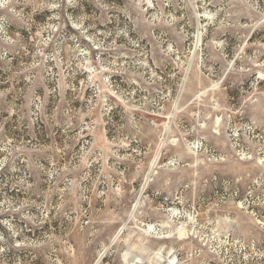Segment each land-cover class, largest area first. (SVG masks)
Here are the masks:
<instances>
[{"label":"rangeland","instance_id":"374dc122","mask_svg":"<svg viewBox=\"0 0 264 264\" xmlns=\"http://www.w3.org/2000/svg\"><path fill=\"white\" fill-rule=\"evenodd\" d=\"M264 264V0H0V264Z\"/></svg>","mask_w":264,"mask_h":264},{"label":"bare ground","instance_id":"6f19581e","mask_svg":"<svg viewBox=\"0 0 264 264\" xmlns=\"http://www.w3.org/2000/svg\"><path fill=\"white\" fill-rule=\"evenodd\" d=\"M176 263V260H171L168 264H175Z\"/></svg>","mask_w":264,"mask_h":264}]
</instances>
